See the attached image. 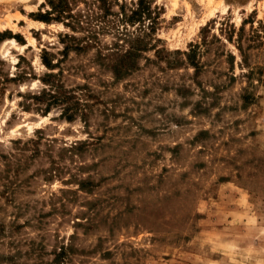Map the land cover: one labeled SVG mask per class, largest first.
I'll list each match as a JSON object with an SVG mask.
<instances>
[{
    "label": "rangeland",
    "instance_id": "rangeland-1",
    "mask_svg": "<svg viewBox=\"0 0 264 264\" xmlns=\"http://www.w3.org/2000/svg\"><path fill=\"white\" fill-rule=\"evenodd\" d=\"M47 1L0 0V78L18 76L0 85V264H264V0H146L145 28L80 51L82 33L29 17ZM243 22L245 63L225 27ZM44 52L80 100L74 121L27 98Z\"/></svg>",
    "mask_w": 264,
    "mask_h": 264
},
{
    "label": "trees",
    "instance_id": "trees-1",
    "mask_svg": "<svg viewBox=\"0 0 264 264\" xmlns=\"http://www.w3.org/2000/svg\"><path fill=\"white\" fill-rule=\"evenodd\" d=\"M79 0H48V9L42 12L43 6L40 8L37 14H30L29 17L34 21L42 22L44 24H51L57 22L62 24L65 28L69 29L72 33H82L83 37L78 41L79 43L74 46L73 50H85L93 47L97 41V35L100 31L113 30L117 34L124 36L129 35L127 30L128 26L138 24L141 28L144 27L145 19L150 20L149 3L146 0H138L136 2V8L130 9L125 2H115V5L119 8L118 12L113 10L114 4L110 0H89L84 1V12L77 11V2ZM129 11L130 13L128 14ZM148 25L149 32L153 29L154 21H150ZM244 22L241 27L236 30L233 26H229L227 23V33L229 34L228 40H231V36L236 32L237 34V49L241 56V63H245V55L240 45L242 40V34L244 32ZM120 26H123L120 30ZM145 30L143 32L145 33ZM203 31V30H202ZM9 35V34H6ZM148 33L141 36H135L132 43L129 44L128 49L119 54V60L113 69V73L116 78L121 75H125L136 69L135 56L140 52L147 50V43L144 41L145 36ZM4 34H0V42L4 40ZM68 38L72 36L66 35ZM8 38L18 39V36H9ZM82 41V42H81ZM205 42V40H203ZM24 44V43H23ZM199 45H190L189 50L184 53L185 60L195 68V75L199 70L197 62H195L196 50ZM70 46H65L64 52H68ZM120 52V50L116 51ZM41 55L42 64L50 73L46 74L43 78L39 79L45 88L38 94H28V100L32 101L35 105H41L38 109L47 114L52 107H59L61 109V117L67 121H74L76 116L84 115L79 98L76 96L75 91L67 90L58 77V73L51 71L58 68L57 64H54L51 59L47 58L44 54ZM47 55V54H46ZM230 57L233 58L229 54ZM0 78V85H2ZM18 80V76L9 77L5 75L2 81L7 83ZM30 104H26L24 110H29Z\"/></svg>",
    "mask_w": 264,
    "mask_h": 264
},
{
    "label": "bare ground",
    "instance_id": "bare-ground-1",
    "mask_svg": "<svg viewBox=\"0 0 264 264\" xmlns=\"http://www.w3.org/2000/svg\"><path fill=\"white\" fill-rule=\"evenodd\" d=\"M225 10H226V9H223V11H225ZM213 12H214V10H210L209 13H208V17L211 16V15L213 14ZM202 21H203V20H202ZM204 21H205V20H204ZM37 23H39V24L42 25V26L44 25V24L41 23V22H37ZM35 24H36V23H35ZM203 24H204V23H203ZM11 42L14 43V41H12V40H11ZM11 42H10V43H11Z\"/></svg>",
    "mask_w": 264,
    "mask_h": 264
}]
</instances>
